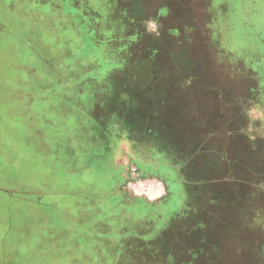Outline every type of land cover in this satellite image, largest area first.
<instances>
[{"label":"rangeland","instance_id":"1","mask_svg":"<svg viewBox=\"0 0 264 264\" xmlns=\"http://www.w3.org/2000/svg\"><path fill=\"white\" fill-rule=\"evenodd\" d=\"M3 104L0 264H264V0H3ZM131 164L175 168L147 226Z\"/></svg>","mask_w":264,"mask_h":264},{"label":"crops","instance_id":"2","mask_svg":"<svg viewBox=\"0 0 264 264\" xmlns=\"http://www.w3.org/2000/svg\"><path fill=\"white\" fill-rule=\"evenodd\" d=\"M0 0V4H1ZM53 105V104H52ZM8 107L7 105L3 104L0 108H6ZM49 108L51 109L52 106L50 105ZM17 119V125H18V135L19 137L25 136L27 132L26 128V118L24 116L22 117H15ZM38 120H35L34 124L38 125L39 123L37 122ZM41 121V120H40ZM52 119L50 118L48 122H42L40 124L44 125H51L52 124ZM54 121H58V118H54ZM70 119L66 118V121L63 122L65 125L70 124ZM57 123V122H56ZM83 126V124H81ZM36 129V128H35ZM45 129V128H44ZM49 131V132H48ZM54 129L52 127H49L48 129H45V138L47 141H49L47 148V152L49 153L48 155L51 157L53 153V157H55V161L59 160V156L57 153V143L56 141H52V137L54 136ZM41 132V131H40ZM40 132L37 131L34 132V135L40 134ZM56 132V131H55ZM56 135V134H55ZM81 135V140H84L83 134ZM1 145H4V139H0ZM65 148H66V155L65 159L68 156H71L74 154V150L76 153L78 152H85V149L83 146L80 144L76 143L75 137L73 130H70L68 127L66 128L65 131ZM54 142V143H52ZM56 143V144H55ZM264 150V149H263ZM261 150V151H263ZM4 151V148H3ZM69 152V155H68ZM99 153H104L103 151H99ZM36 153V152H35ZM40 155V153H39ZM5 156V153L3 154ZM25 156L24 153L21 151L18 152V161L17 163H13L12 161H9L7 163H3L0 165V168H3L8 171V174L11 170L14 172L15 168L17 169V173L20 174L21 168H26V164L23 160V157ZM98 160V164L101 168H120V167H125L126 162L124 164H120V155L119 154H114V153H108L105 152L103 155L100 156ZM34 167V166H33ZM129 170L133 169L134 172L131 177L135 178L137 182H140L138 184L137 188H132L130 191L136 198L130 203H126L123 196L120 198L118 195L117 204H115L117 207H119V210H121V213H125V215H128V218L130 221L135 223L136 225L140 226H147L148 224H153L154 222H158L160 217H162V214L165 213L166 209L169 206L168 202L170 200V190L169 187L168 189H165L166 183L169 184L170 180L172 179V173L175 168H165L164 166H153V165H148V166H136L134 164H131L129 167H127ZM122 169V171H123ZM131 174V172L129 171ZM129 175V174H128ZM87 179V178H82ZM121 184V183H120ZM134 192H133V191ZM118 194V193H117ZM180 198H177V202L180 204Z\"/></svg>","mask_w":264,"mask_h":264},{"label":"trees","instance_id":"3","mask_svg":"<svg viewBox=\"0 0 264 264\" xmlns=\"http://www.w3.org/2000/svg\"><path fill=\"white\" fill-rule=\"evenodd\" d=\"M147 103H148V105L153 106L150 102H147ZM162 109H163V111L165 110V109H164V106H162ZM163 111H162L161 109L159 110V112H160L162 115H161L160 117H158V118H161L162 116L164 117V115H165L164 113H165V112H163ZM168 111H170V110H166V112H168ZM165 117H166V116H165ZM118 197H119V196H118ZM116 200H117V199H116Z\"/></svg>","mask_w":264,"mask_h":264},{"label":"built area","instance_id":"4","mask_svg":"<svg viewBox=\"0 0 264 264\" xmlns=\"http://www.w3.org/2000/svg\"><path fill=\"white\" fill-rule=\"evenodd\" d=\"M131 172H132V174H133L134 170L132 169ZM135 182H136V181H135ZM135 182H133V183H135ZM138 184H140V183H138Z\"/></svg>","mask_w":264,"mask_h":264}]
</instances>
